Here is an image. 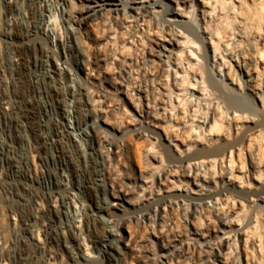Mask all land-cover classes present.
I'll return each mask as SVG.
<instances>
[{
  "label": "bare ground",
  "instance_id": "6f19581e",
  "mask_svg": "<svg viewBox=\"0 0 264 264\" xmlns=\"http://www.w3.org/2000/svg\"><path fill=\"white\" fill-rule=\"evenodd\" d=\"M0 19V81L25 89L0 99V264H128L132 220L144 264H264V0H0Z\"/></svg>",
  "mask_w": 264,
  "mask_h": 264
},
{
  "label": "rangeland",
  "instance_id": "374dc122",
  "mask_svg": "<svg viewBox=\"0 0 264 264\" xmlns=\"http://www.w3.org/2000/svg\"><path fill=\"white\" fill-rule=\"evenodd\" d=\"M26 4V6L29 8V11H31V14L32 15H34V16H37V14L39 13L38 11H37V9H36V6H32L29 2H26L25 3ZM68 8V7H67ZM0 22H1V19H0ZM100 25H102L101 23H100ZM114 27H117V24L115 23L114 24ZM98 29H95V30H98V31H95V33H96V35L97 34H99V36L103 33V31H102V27L100 28L99 26L97 27ZM100 28V29H99ZM106 33V32H105ZM78 36H79V38H81V40H85L86 42H87V44H88V46H89V48H91V49H94V48H96V43L94 42V40L93 39H91L88 35H86L85 33H83L82 34V36L81 35H79L78 34ZM95 37V35H93L92 34V37ZM35 43V42H34ZM33 42H31V44L29 45V46H26L25 48H26V51H24V57L27 59V60H29V61H32V63H33V61H35V60H37V62L38 63H40L41 62V58H44V56L42 57V55H44L45 53H46V49H45V47H43V46H41V44L40 43H38V44H36V46H35V44H34ZM150 43H152L151 41H150ZM32 45H34V46H32ZM43 47V48H42ZM134 48V47H133ZM131 52V53H130ZM129 54H131L130 56L132 57V58H134L135 56L134 55H136V52L134 51V50H131V51H129ZM64 55V54H63ZM62 55V56H63ZM65 56V55H64ZM66 56L68 57V58H71L72 59V65H71V67H69L71 70H73V72H74V70L75 71H77L76 69H77V55H76V52H74V54L72 55L71 54V52L69 51V50H66ZM73 56V57H72ZM57 57V58H56ZM59 59V57L58 56H55V55H51L50 56V59H49V62L51 63V67L54 69L55 68V65H56V63H55V60H58ZM76 59V60H75ZM93 59H95V58H93ZM75 60V61H74ZM96 60H98V62H101V59H100V57H96ZM79 62V61H78ZM147 67H149L150 68V62L148 63V65H147ZM79 72H80V75H81V70H78ZM93 72H95L97 75H98V70H94ZM148 72L146 71V74H147ZM68 71H65V73H63L62 74V79L63 80H69V78H68ZM83 75V74H82ZM84 77H85V74H84ZM101 77V76H100ZM150 74H148V76H147V79L149 78L150 79ZM102 78V77H101ZM144 78V77H143ZM104 78H102L101 79V81H103L104 82ZM28 82V83H27ZM26 82V86L28 87V86H30V85H28L29 84V81H27ZM53 93H55L56 94V92L55 91H53L52 92V94ZM57 95V94H56ZM56 95H54L53 94V98L55 99V97H56ZM84 97V98H83ZM82 97V99H81V102H80V100H77V102H76V104H78L79 105V111H78V115L80 116V119L81 120H83L84 121V119H85V113L87 112L86 110H85V108H86V106H85V101H86V98L85 97H87V96H83ZM95 98L96 99H101V100H104V98L103 97H98V96H95ZM82 100H84V101H82ZM56 101V100H55ZM84 103V104H83ZM61 107H62V105H61ZM123 107H125V106H123ZM126 107H129V106H126ZM36 110L38 111L39 109H38V107H36ZM122 111L123 110H116L115 111V113H113L115 116H120L121 115V113H122ZM112 113H111V116H114ZM82 121V122H83ZM107 127V126H106ZM108 129H110V132H113V130L111 129V128H109L108 127ZM116 133V135L118 136L119 134H118V132H115ZM111 135L112 136H116V135H114L113 133H111ZM166 141V140H165ZM115 151H117V149H115ZM122 153V152H121ZM120 152H116V154H118V158L117 159H115V161H114V163L111 165V168H110V171L111 172H113V173H115L116 174V176H117V180L120 182H122V181H126L127 179H126V175H127V171H128V169H129V166H130V158L128 157V154L127 153H122V155H120L121 154ZM119 155H120V158H119ZM116 163V164H115ZM115 164V165H114ZM134 172H137V170H134ZM133 173V172H132ZM6 206V198H5V196H4V192H3V188H1V186H0V208L1 207H4L5 208V206ZM131 207V206H130ZM131 209V208H130ZM172 219H174V220H176V222L179 224V225H181L182 226V229L184 230V231H186L187 230V227H186V225H185V218H186V213L185 212H183V209H181L180 207L179 208H174L173 209V211H172ZM108 217H111V216H108ZM263 217H264V215H263ZM128 230H130V231H132L133 232V234L136 236V238H134V239H131V240H129L130 239V237H129V231ZM122 232L124 233V234H126V242H128V240H129V244L132 246V247H134L135 248V250H134V252L133 253H135V252H137V253H139L141 250H142V248L143 247H141V245L144 243V242H146V241H148V240H150V239H155L156 237L154 236V234L153 233H151V231H150V229L149 228H147V226L145 225V223H142V222H140V223H136L135 222V220H132V221H127V223L126 224H124V227H123V230H122ZM147 243V242H146ZM139 251V252H138ZM132 252H130L129 254H127V262H128V264L130 263V261H132V264H144V262H143V258H141L140 256H137V255H132L133 254ZM258 255L259 256H261V254L260 253H258ZM263 255H264V251H263Z\"/></svg>",
  "mask_w": 264,
  "mask_h": 264
},
{
  "label": "built area",
  "instance_id": "2783aa9c",
  "mask_svg": "<svg viewBox=\"0 0 264 264\" xmlns=\"http://www.w3.org/2000/svg\"><path fill=\"white\" fill-rule=\"evenodd\" d=\"M2 20V19H1ZM7 52L4 50V52L1 54V61H0V65L1 64H5V60L7 59ZM1 66H0V71H1ZM3 69V68H2ZM7 73V71H6ZM0 99H3V96L7 97V98H11V102L13 104L12 100L14 98H18L20 101H23V93H24V87L22 86V84H20V82L17 80H14L10 77V73L9 75L6 74V76L0 81ZM11 92H14V95H12ZM5 97V98H6ZM22 106H24V104H22ZM25 107V106H24ZM21 107V108H24ZM5 111H9L7 107H5V105L2 104V107H0V126L3 125V118L2 116L4 115ZM17 141L19 142V139L17 138ZM17 146L19 147V145L17 144Z\"/></svg>",
  "mask_w": 264,
  "mask_h": 264
}]
</instances>
